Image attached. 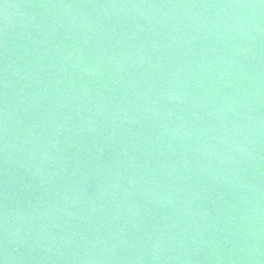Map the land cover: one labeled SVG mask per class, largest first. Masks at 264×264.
<instances>
[{"label": "water", "instance_id": "obj_1", "mask_svg": "<svg viewBox=\"0 0 264 264\" xmlns=\"http://www.w3.org/2000/svg\"><path fill=\"white\" fill-rule=\"evenodd\" d=\"M0 264H264V0H0Z\"/></svg>", "mask_w": 264, "mask_h": 264}]
</instances>
